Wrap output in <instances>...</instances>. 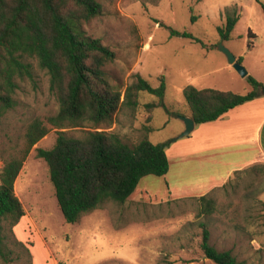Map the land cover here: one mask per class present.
<instances>
[{
    "label": "rangeland",
    "instance_id": "obj_1",
    "mask_svg": "<svg viewBox=\"0 0 264 264\" xmlns=\"http://www.w3.org/2000/svg\"><path fill=\"white\" fill-rule=\"evenodd\" d=\"M99 1L102 12L84 28L116 52L106 67L111 81L124 92L136 73L153 86L165 76V98L151 123L155 131L150 139L155 143L189 135L179 137L185 122L168 111H185V86L250 89L247 79L217 48L220 42L236 56L248 58L247 65L264 78V9L256 0ZM227 8H236L241 17L231 38L221 40L218 27L225 24ZM171 28L202 41L172 35ZM250 29L257 38H249ZM249 39L255 41L253 49ZM34 65V78L20 81L14 106L0 120V171L2 156L24 146L31 120L40 117L49 128L30 150L15 181V193L25 210L15 233L30 248L33 264H215L201 248L200 221L208 225L210 241L217 248L231 249L244 264H264V165L234 174L229 183L210 193L215 201L210 214L203 213L199 199H166L163 177L146 175L126 202H109L77 223L66 222L48 164L37 156L36 148L53 147L59 130L114 131L134 144L145 135L148 121L143 107L134 112L123 108L110 127L57 128L46 117L58 110V100L47 72L37 61ZM155 100L159 99L149 94L142 97L143 102ZM175 169L173 162L172 183L178 179ZM139 189L146 192L139 196ZM0 264L8 263L0 260Z\"/></svg>",
    "mask_w": 264,
    "mask_h": 264
},
{
    "label": "trees",
    "instance_id": "obj_2",
    "mask_svg": "<svg viewBox=\"0 0 264 264\" xmlns=\"http://www.w3.org/2000/svg\"><path fill=\"white\" fill-rule=\"evenodd\" d=\"M256 1L264 9V3ZM101 12L99 0H0V120L14 106L20 81L34 78L36 61L47 72L50 88L58 100V110L46 117L57 128L85 124L110 127L123 108L134 112L143 107L146 112V133L134 144L114 131L59 130L53 147L36 148L37 156L48 164L58 205L68 223H77L109 202H126L142 177L163 176L170 168L166 148L172 140L155 143L150 139L155 131L151 124L153 112L165 98V76H161L159 86H153L136 73L124 92L121 85L113 83L106 67L115 59L116 52L84 28ZM225 16V24L218 27L221 40L231 38L240 13L236 8H227ZM171 34L202 41L188 31L171 28ZM249 36L255 34L249 31ZM251 45L249 41L248 46ZM238 60L242 62V57ZM246 79L250 85L246 92L189 84L183 90L185 111H168L173 115L188 114L196 124L216 120L261 95L264 84L251 74ZM144 94L159 100L143 102ZM48 131L42 118H34L26 127L24 146L15 154L2 156L0 260L8 264L19 260L33 264L30 248L15 233V226L25 215L15 193V181L30 150ZM255 168L251 166L235 174ZM199 200L203 213L213 212L215 201L209 195ZM200 226L201 248L207 259L215 264H244L231 249H219L211 243V232L204 221H200Z\"/></svg>",
    "mask_w": 264,
    "mask_h": 264
},
{
    "label": "crops",
    "instance_id": "obj_3",
    "mask_svg": "<svg viewBox=\"0 0 264 264\" xmlns=\"http://www.w3.org/2000/svg\"><path fill=\"white\" fill-rule=\"evenodd\" d=\"M249 31L255 34L249 38L258 37L252 29ZM251 42L249 48L253 49L255 41ZM247 59L243 57L241 63L248 74L264 84V78L247 65ZM205 87L231 90L215 85ZM184 129L185 125L181 131ZM166 153L170 168L161 176L166 183V199H200L225 186L236 171L264 165V97L261 94L242 103L216 120L195 123L194 130L186 138L172 139ZM173 162L176 165L174 174L178 177L175 183L171 181ZM137 192L140 196L146 191L139 189Z\"/></svg>",
    "mask_w": 264,
    "mask_h": 264
},
{
    "label": "water",
    "instance_id": "obj_4",
    "mask_svg": "<svg viewBox=\"0 0 264 264\" xmlns=\"http://www.w3.org/2000/svg\"><path fill=\"white\" fill-rule=\"evenodd\" d=\"M217 48L227 56L229 63L242 77H246L248 75L247 68L237 59L236 55L227 46H225L224 42H220L217 45ZM260 93L264 95V87L260 88ZM178 117L183 119L185 122V129L180 134L179 137L190 134L195 127L194 119L190 116L181 115V114H179Z\"/></svg>",
    "mask_w": 264,
    "mask_h": 264
}]
</instances>
